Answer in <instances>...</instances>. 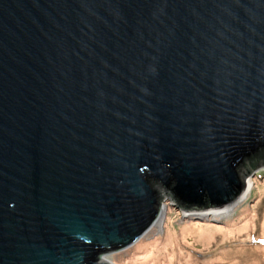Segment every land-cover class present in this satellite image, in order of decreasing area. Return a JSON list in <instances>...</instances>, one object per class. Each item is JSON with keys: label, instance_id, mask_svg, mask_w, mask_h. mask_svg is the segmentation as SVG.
I'll return each mask as SVG.
<instances>
[{"label": "water", "instance_id": "95a60500", "mask_svg": "<svg viewBox=\"0 0 264 264\" xmlns=\"http://www.w3.org/2000/svg\"><path fill=\"white\" fill-rule=\"evenodd\" d=\"M262 166L264 0H0V264H115Z\"/></svg>", "mask_w": 264, "mask_h": 264}, {"label": "rangeland", "instance_id": "374dc122", "mask_svg": "<svg viewBox=\"0 0 264 264\" xmlns=\"http://www.w3.org/2000/svg\"><path fill=\"white\" fill-rule=\"evenodd\" d=\"M249 179L254 189L224 219L198 211L185 217L163 200V227L153 226L136 244L107 258L115 264H264V166ZM144 243H152L151 250L142 248Z\"/></svg>", "mask_w": 264, "mask_h": 264}, {"label": "bare ground", "instance_id": "6f19581e", "mask_svg": "<svg viewBox=\"0 0 264 264\" xmlns=\"http://www.w3.org/2000/svg\"><path fill=\"white\" fill-rule=\"evenodd\" d=\"M253 182H254V180L252 181L251 179H249V181L247 183V188L245 189L243 194L239 198H237L233 203L228 205L227 207H223V208H219V209H215V210L214 209H210V210L202 211V212H200V215L204 216V217H207V216L215 217V218H218V219H222V218L224 219L225 217L230 216L233 213L235 208L241 207L242 204L247 200V198L249 197L251 191L254 189L253 188L254 187L253 186L254 185ZM162 206H163V208L161 207V213H160V215L158 217V220L155 222L154 227H161V226L163 227V222H164V219L166 218V211H165V207L166 206L165 205H162ZM185 213H187L189 215V214H191V211L185 212ZM194 218H196V217H194ZM244 226H246V225H244ZM244 226L241 227V228H243L242 229L243 231L246 229V227H244ZM235 231H236V233H238V229L235 230ZM151 245H152V243H150V244L149 243H144L142 245V248H144L146 250H151V248H149ZM106 258H107V256H106ZM108 260H110V259H108Z\"/></svg>", "mask_w": 264, "mask_h": 264}, {"label": "trees", "instance_id": "16d2710c", "mask_svg": "<svg viewBox=\"0 0 264 264\" xmlns=\"http://www.w3.org/2000/svg\"><path fill=\"white\" fill-rule=\"evenodd\" d=\"M193 218V217H192Z\"/></svg>", "mask_w": 264, "mask_h": 264}]
</instances>
